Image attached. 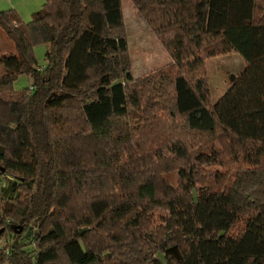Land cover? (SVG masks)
Instances as JSON below:
<instances>
[{
  "label": "trees",
  "instance_id": "trees-1",
  "mask_svg": "<svg viewBox=\"0 0 264 264\" xmlns=\"http://www.w3.org/2000/svg\"><path fill=\"white\" fill-rule=\"evenodd\" d=\"M131 1L174 61L158 79L130 72L122 0L0 9V264H264V0ZM230 52L215 102L199 74ZM219 134L232 164L200 183Z\"/></svg>",
  "mask_w": 264,
  "mask_h": 264
},
{
  "label": "rangeland",
  "instance_id": "rangeland-1",
  "mask_svg": "<svg viewBox=\"0 0 264 264\" xmlns=\"http://www.w3.org/2000/svg\"><path fill=\"white\" fill-rule=\"evenodd\" d=\"M46 0H0V9H14L19 15L22 22L31 20L32 13L42 7ZM131 0H122V10L124 13L125 35L128 38V59L131 63L130 72L136 81H143L146 78H159L161 75L169 73L174 61L169 55V51L163 46L161 38L152 31L148 22L144 20L142 15L132 4ZM13 41L5 37L4 31L0 29V53L12 52L14 49ZM46 48L44 44H39L34 48L38 65H42L44 61ZM245 62L237 52L220 53L219 55L207 57L205 64L201 70V77L204 78L210 89V97L212 101H219L227 90L229 85L228 78L234 73L242 71ZM198 76V75H197ZM32 84V79L27 75H18L13 89L23 90ZM231 138L229 135H218L215 138V147L218 151L219 164L212 166L197 165V179L200 183H210L212 181V173L225 172L226 168H230L231 161ZM198 141L194 144V150H197ZM174 169L171 172L161 173V183L171 185L173 187L180 183L178 173ZM161 183L159 185H161ZM159 219L154 221L157 226Z\"/></svg>",
  "mask_w": 264,
  "mask_h": 264
},
{
  "label": "water",
  "instance_id": "water-1",
  "mask_svg": "<svg viewBox=\"0 0 264 264\" xmlns=\"http://www.w3.org/2000/svg\"><path fill=\"white\" fill-rule=\"evenodd\" d=\"M17 226H13L12 229L16 230ZM19 229L17 230V233H20L22 226L18 227ZM86 230V228L84 230L81 231V233H83ZM27 235H29V232L27 233ZM166 253H168L169 255H172L176 260H183V254H181V251L179 250V246H172L171 248H167Z\"/></svg>",
  "mask_w": 264,
  "mask_h": 264
}]
</instances>
